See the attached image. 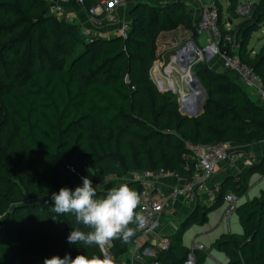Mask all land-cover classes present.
<instances>
[{
    "label": "trees",
    "instance_id": "16d2710c",
    "mask_svg": "<svg viewBox=\"0 0 264 264\" xmlns=\"http://www.w3.org/2000/svg\"><path fill=\"white\" fill-rule=\"evenodd\" d=\"M98 1L86 0V7L90 9ZM238 1L230 0L229 8L234 12ZM217 5L225 34L222 5L219 1ZM187 12L188 5L183 1H139L131 9L127 37L116 34L87 40L77 23L51 11L48 0H0V34L11 36L0 44V57L6 52L20 56L14 76L18 84L0 85L1 102L18 125V143L29 155L32 167L29 181L35 183L42 196L40 202L14 207L3 216L12 186L0 193V264H15L22 254V244L32 237L23 227L22 211L42 212L41 227L60 235L72 258L78 254L91 257L87 246L68 243L67 237L76 227L68 214L52 217V193L61 187L73 190L79 183L69 165L89 178L97 173L101 180L110 173L124 177L134 170L159 168L189 177L193 166L184 159L189 151L187 141L235 142L232 130L246 144L264 140V105L251 96L233 70L219 71L206 64L201 66L202 75L214 88L208 94L205 117L182 116L178 109H170L163 123L169 119L168 123L174 122L180 132L167 131L161 124H151L144 118L147 102L160 110L165 107V96L149 77L151 39L160 32L177 29L180 23L191 27ZM251 12L232 32H237L240 39V59L264 80V45L254 56L249 51L252 34L264 23V0L254 3ZM6 13L13 17L2 18ZM112 47L115 50H107ZM257 172L264 173V155L240 173V184L232 185L234 192L241 194ZM122 182L140 195L138 182ZM228 183L230 179L222 183L215 203H198L168 237L170 248L156 255L160 264H186L191 250L183 243L185 231L196 221H207L211 210L224 202L230 191ZM111 188H96V197L103 198ZM236 211L243 233L222 234L213 247L229 256V264H264V189L238 205ZM112 243L115 263L124 264L131 240L124 243L117 239Z\"/></svg>",
    "mask_w": 264,
    "mask_h": 264
},
{
    "label": "rangeland",
    "instance_id": "374dc122",
    "mask_svg": "<svg viewBox=\"0 0 264 264\" xmlns=\"http://www.w3.org/2000/svg\"><path fill=\"white\" fill-rule=\"evenodd\" d=\"M222 5V16L223 21L233 19V26L244 19V16L237 15L236 12L229 8L230 0H217ZM96 2V1H95ZM262 0H239L238 4L245 3H258ZM188 5V12L186 20L191 23V27H187L185 24L180 23L178 28L171 31H163L154 36L151 39V49L148 54V62L150 63V73L149 77L154 84L156 90L165 97H162L164 104V110H160L155 105L147 102L145 110L146 116L144 117L151 124H161L162 128L167 131H178L175 128L174 122L168 123V121L163 123V118L168 117L170 109H178L181 112L183 106L187 105V100L181 93L170 83V79L173 76H180L181 71L190 70L192 73L200 80L203 88L205 89L207 95L210 94V88H214L213 85H208L209 80L202 75L201 66L208 65L213 69L222 71L223 68L220 67V58L207 61L205 54L204 58L195 55L192 62L181 66V63H174V56L177 55L178 51L183 49L189 42L196 44L201 42L202 46L208 42L207 35L198 30V12L191 8L189 5L193 2L186 1ZM196 5V4H195ZM218 6V5H217ZM23 10L24 7H23ZM12 13H6L2 15V18H12ZM232 22V23H233ZM196 33V34H195ZM94 35V34H93ZM11 36H5L0 34V44L9 41ZM199 42V43H200ZM197 45V44H196ZM264 45V23L260 26L259 30L255 31L251 36V41L249 45V51L254 56V51H258ZM78 49V48H77ZM77 49L73 52L75 53ZM108 51L115 50V47L108 48ZM71 53L68 54L69 57L72 56ZM18 59L20 56L14 52H6L3 57H0V85H17L18 82L15 80L14 76L17 74ZM126 59H123V64ZM186 67V68H185ZM81 74H86V68L81 69ZM161 87V88H160ZM250 92V91H249ZM251 96L257 100L255 94L250 92ZM190 97L193 94H189ZM208 98V97H207ZM183 101V102H182ZM207 101V100H206ZM182 116H186L181 112ZM203 114L201 117H205ZM197 118V117H196ZM18 125L16 121L7 114L6 110L2 106L1 93H0V193H6L8 187L12 186L11 195L8 197L6 204L4 205L3 216L8 214L14 207H20L23 205L34 204L42 200V196L38 194L35 183L29 181V174L32 171L28 160L29 155L26 154L24 149L18 143ZM250 130V129H247ZM231 136L236 138L234 144H246L241 142L240 138L237 136L236 131L230 132ZM256 144V143H247ZM238 148V147H237ZM93 182H102L100 176L94 173L90 176ZM260 179H264V175L261 173L255 174L251 181L249 182V190L246 194V200L254 197L253 187L257 185ZM125 181V180H122ZM119 179L112 181L111 187L123 183ZM75 189H73L74 191ZM100 198V197H97ZM227 203L220 204L208 214V219L206 222L201 223L196 221L193 223L184 233L183 241L188 247L191 246L193 239L196 242H201L205 245L207 256L205 264H217V261L213 259L212 261V250L211 239L217 234L219 230L218 224L224 217L225 209ZM42 215L40 211H33L28 214L27 211L20 212V217L24 220L23 227L27 230L28 234L32 236L26 243L22 244V254L15 264H30V262L35 261L36 264H44L45 258H50L54 255H59L64 257L69 254V248L63 242L60 235L55 231L49 232L41 227L39 217ZM237 216V217H236ZM29 217V218H27ZM68 218L75 222V226L81 230L87 232L90 229L86 228L84 225L77 223L74 214L68 213ZM226 222L224 217L223 222ZM232 227L238 229V231H233L236 233H243V226L240 220V215L238 212H233L232 215ZM222 233V232H221ZM89 254L92 255H104L99 250L97 245L87 246ZM105 252L107 255L112 257L114 261L115 249L113 248V243L105 247ZM114 264L115 261H114Z\"/></svg>",
    "mask_w": 264,
    "mask_h": 264
},
{
    "label": "built area",
    "instance_id": "2783aa9c",
    "mask_svg": "<svg viewBox=\"0 0 264 264\" xmlns=\"http://www.w3.org/2000/svg\"><path fill=\"white\" fill-rule=\"evenodd\" d=\"M70 0H56L51 3V11L67 20H71V14L67 12V4ZM77 3L88 10L86 0H76ZM143 0H99L93 11L98 13L95 18L96 24H105L109 21H121L119 35L127 37L130 29V19L119 17L115 12L119 7H127ZM163 2H193L198 10V30L207 35L208 42L202 46L201 42L194 44L189 42L183 49L178 51L183 57L191 54L204 58L207 61L221 59V68L224 70H233L237 79L245 86V88L255 94L262 102H264V80L245 62L239 55V37L237 32H232L234 26L232 21L226 20L224 27L226 33L221 30L219 23V9L217 0H159ZM251 3L238 4L236 13L242 16H250L252 11ZM233 20V19H232ZM82 35L87 40H92L93 35L86 28L81 29ZM227 47V48H226ZM230 47V49H229ZM197 56V57H198ZM161 88V87H160ZM264 142V140H263ZM188 153L184 155V159L193 166V173L189 177H182L177 173L159 168L138 169L128 173L124 177H118L116 174H107L102 182H93L94 188H106L112 181L119 179L134 180L141 186L140 190V211H143L147 218V224L143 229L136 231L131 238L133 251L139 260H143L145 255L152 256V264H160L156 259L159 251L166 250L171 246V240L161 235L156 230V222L164 216H173L175 214L174 204L177 198L183 197L187 203H193L197 207V201L200 197L215 201L221 195L222 183L212 181L215 172L223 165L229 168H235L236 163L243 155L232 141L222 140L216 143H195L186 142ZM69 170L75 174L79 183L74 186L82 185V177L86 176L79 172L73 165H69ZM166 177H175L181 180L179 184L164 188L161 180ZM90 179V178H89ZM224 202L227 203V213H233L238 207V196L234 192H228L224 196ZM203 244H193L190 248L189 257L186 264H197L196 251L203 250Z\"/></svg>",
    "mask_w": 264,
    "mask_h": 264
},
{
    "label": "clouds",
    "instance_id": "9594fccd",
    "mask_svg": "<svg viewBox=\"0 0 264 264\" xmlns=\"http://www.w3.org/2000/svg\"><path fill=\"white\" fill-rule=\"evenodd\" d=\"M82 181V185L74 191L69 187H61L58 192L52 193V217L58 219L64 214H74L76 222L90 230L85 232L73 227L67 237L68 243L97 245L104 255L89 257L78 254L75 258L70 253L64 257L54 255L45 258L44 264H114L112 257L105 252V247L117 239L124 243L130 242L136 231L143 229L148 222L143 211H137L141 202L139 193L127 183L112 187L106 196L97 198L96 188L89 176L82 177Z\"/></svg>",
    "mask_w": 264,
    "mask_h": 264
},
{
    "label": "crops",
    "instance_id": "0c3cea01",
    "mask_svg": "<svg viewBox=\"0 0 264 264\" xmlns=\"http://www.w3.org/2000/svg\"><path fill=\"white\" fill-rule=\"evenodd\" d=\"M48 1L50 3H54L56 0H48ZM98 2L96 4H94L90 9L87 10L86 8L81 7L77 3L76 0H70L66 6L67 12L71 14V20L70 21L77 23L81 28H86V29L90 30L91 34L92 35L94 34L93 36L110 37L112 35L118 34L119 29L121 27V21H118V22L109 21V22H105V24H101V25L96 24L95 18L98 16V13L96 11H93V9L98 4ZM189 6L193 9L195 8L194 10L198 12L197 7L194 3H193V5L190 4ZM132 7H133V5L127 6V7H119V8H117L115 13L117 15H119V17L130 19L131 18L130 13H131ZM229 22H231V20H229ZM232 22H233V20H232ZM232 24H234V22ZM235 26H236V24L234 25V27ZM258 51H254V52H258ZM220 67H221V62H220ZM256 101L258 103L264 105V102H262L260 100V98L257 97ZM235 146L238 147V149H240L243 153L241 158L236 163L235 168H229L228 166L223 165L222 167H220V169H218L215 172V174L212 178V181H218L221 183H224L226 180L230 179V183H228V184H230L229 185L230 186L229 192L235 191L234 186H232L233 182L235 183V186L240 184V178H239L240 173L244 169H246L251 163L259 161L261 159V157L264 155V142L263 141L258 142L256 144H245V145L244 144H235ZM258 173H260V172H257V173H254L253 175H251L250 181H251V178L255 174H258ZM261 174L264 175V173H261ZM180 182H181V180L178 178H175V177H166V178H163L161 180V184L164 188H169L170 186L179 184ZM231 187H233V189ZM262 189H264V179H260L258 181L257 185H255L253 187V189H252L253 194H256L254 196L259 195ZM248 190H249V185H247V188L241 194L236 193L238 196V205H241V204H243L249 200V199L246 200V194H247ZM218 199H219V197L215 201H210L209 199H206L204 197H200V199L197 201V205H198V203L211 205V204L215 203ZM223 203H225V202H223ZM174 208H175V214L173 216L161 217L156 222V230L163 236L169 237L170 235L175 233L176 230L178 229L179 225L182 223V221H184L186 219V217L191 212L194 211L195 206L193 205V203H191V204L187 203V200L185 198L179 197L175 201ZM232 215H233V213H230V214L227 213V206H226L225 213H224V217L226 218V222L225 221L223 222V219H224V217H223L221 219L220 223L218 224V226L220 225L218 228L219 230L217 231V234L214 235L210 241L212 246L214 245L215 241L222 234L229 233V232L236 233L233 231H238V229H236V227L235 228L232 227ZM238 234H242V233H238ZM183 243H184V241H183ZM193 244H203V243L196 242V240L193 239L191 246L190 247L187 246V247L191 248L193 246ZM212 253H213L212 257H211L212 261L214 259L217 261V264H229V256L225 252L219 251L213 247ZM206 256H207V252H206V248L204 245L203 250H197L196 251L197 264H205ZM203 257H205V258L202 259ZM123 259H124V264H152L153 258H152V256L145 255L143 260H139L134 254L133 244L131 241L130 249L127 253H125Z\"/></svg>",
    "mask_w": 264,
    "mask_h": 264
},
{
    "label": "bare ground",
    "instance_id": "6f19581e",
    "mask_svg": "<svg viewBox=\"0 0 264 264\" xmlns=\"http://www.w3.org/2000/svg\"><path fill=\"white\" fill-rule=\"evenodd\" d=\"M193 55L194 54H191L187 57H183L181 56V54H177L174 56V63L176 65L181 63V66L182 65L185 66L186 64L192 62L194 58ZM183 71L184 72L181 71L180 76H177V77L173 76L170 79V83L181 93L182 96L186 98V100L188 99L192 100V98H195L198 93L197 84L199 83L201 87H202V84L200 80L192 73V71L187 70V69ZM189 94H193V96L189 98L190 97ZM186 107H189V105L185 106V108Z\"/></svg>",
    "mask_w": 264,
    "mask_h": 264
},
{
    "label": "water",
    "instance_id": "95a60500",
    "mask_svg": "<svg viewBox=\"0 0 264 264\" xmlns=\"http://www.w3.org/2000/svg\"><path fill=\"white\" fill-rule=\"evenodd\" d=\"M197 85H198L197 86L198 93L196 97L192 98V100L188 99L186 103L187 105H189V107L185 108L183 106V108L181 109V112L188 117H199L205 111V104H206L208 95L205 89L202 88L203 86L201 87L199 83Z\"/></svg>",
    "mask_w": 264,
    "mask_h": 264
}]
</instances>
